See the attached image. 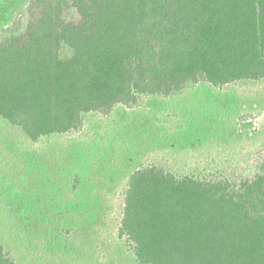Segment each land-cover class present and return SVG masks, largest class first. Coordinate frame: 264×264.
<instances>
[{
    "label": "trees",
    "instance_id": "1",
    "mask_svg": "<svg viewBox=\"0 0 264 264\" xmlns=\"http://www.w3.org/2000/svg\"><path fill=\"white\" fill-rule=\"evenodd\" d=\"M20 5L24 31L0 39V117L34 143L142 97L264 81V0H0V31ZM44 201L11 222L49 225ZM119 221L135 264H264V170L237 182L136 170ZM0 264H17L1 240Z\"/></svg>",
    "mask_w": 264,
    "mask_h": 264
},
{
    "label": "rangeland",
    "instance_id": "2",
    "mask_svg": "<svg viewBox=\"0 0 264 264\" xmlns=\"http://www.w3.org/2000/svg\"><path fill=\"white\" fill-rule=\"evenodd\" d=\"M25 9L20 5L0 39L24 31ZM69 17L76 19L74 12ZM84 120L79 131L34 143L0 117V240L17 264H75L71 257L135 264L118 229L122 196L136 170L156 166L231 182L264 170V81L190 85ZM29 199L46 200L55 221L29 223L27 231L19 226L23 215L12 223L15 206Z\"/></svg>",
    "mask_w": 264,
    "mask_h": 264
}]
</instances>
